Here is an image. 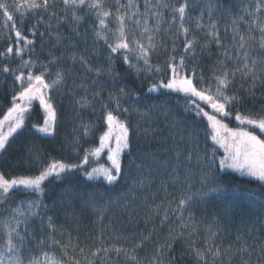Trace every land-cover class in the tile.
Listing matches in <instances>:
<instances>
[{
    "label": "trees",
    "instance_id": "obj_1",
    "mask_svg": "<svg viewBox=\"0 0 264 264\" xmlns=\"http://www.w3.org/2000/svg\"><path fill=\"white\" fill-rule=\"evenodd\" d=\"M136 2L143 12L144 0ZM164 2L176 6L183 0ZM106 3L114 5L115 0H106ZM188 3L185 27L190 29L189 38L195 37L197 41L196 55L189 68L195 67L198 74L202 72L207 84H211L213 72L218 71L217 64L223 61V49L206 39L208 25L210 21H215L223 44L231 48L236 43L231 39L232 21L248 5L249 0H188ZM111 10L115 12V7ZM55 11L64 13L60 0H57ZM86 11L81 14L84 15ZM161 11L164 15L155 39L157 45L162 47H158L150 60L154 66L164 69L171 55L175 54L179 59L184 54V38L175 34L179 23L171 24V10ZM202 13L204 30L196 28V21ZM88 19L91 21L93 17L89 16ZM259 19L264 22V15H260ZM35 23V19L29 18L21 26L22 30L27 34ZM149 24L155 27L154 20H150ZM110 27L115 29L114 20ZM91 29L92 24L89 22L74 30L69 19L58 29L53 22L51 36L35 37L32 58L38 65L47 64L53 57L59 58L58 63L49 65L52 76L48 79L53 78L56 71L66 75L64 87L53 94L58 113L57 131L54 137L35 132L32 125L42 123V119L37 120L38 115L42 117V110L34 103L31 115L26 119L25 129L14 134V139L10 138L11 147L7 155L0 157V172L6 173L7 178L35 176L39 174L42 164L54 159L80 163L72 145L77 138L81 149L98 143L99 135L106 130L101 127L99 119L102 115L100 101L108 103L109 96L118 95L119 89L124 87L129 96L123 99L122 106L130 109L127 119L132 127L131 149L122 156V177L116 184H100L99 187L94 186L99 182L85 181L82 175L64 178L63 182L50 177L51 182L45 181V191L40 197L30 192H14L7 204L0 206V245L6 240L4 222L14 224L13 209L19 207L25 213L16 217L24 221L20 226L21 234L27 229L22 253L24 264H29L32 259L39 264H51L52 259L59 264H153L154 258L161 264H169L172 256L182 257L175 264H204L197 259L194 249L207 253V264H264V206L244 203L239 207H225L223 201L209 199L196 201L183 212L173 211L182 196L195 193L203 187L200 183L203 165L198 163V159L206 152L210 153L211 141L205 133L206 118L201 120L196 117L194 120L193 112L185 111L183 94L161 96L159 93H148V87L161 79L163 73L145 71L142 62L138 64L141 71L137 73L123 64L120 54H116L111 61L114 72L110 73L109 50L103 41H95ZM138 31L129 27V32ZM39 32H45L43 25L39 27ZM239 32L245 33V26L242 25ZM8 34L9 29L4 26V18L0 16V51L9 43L14 44V41L6 39ZM57 34L60 36L59 41L56 39ZM252 36L258 41L259 31L253 29ZM29 38L33 37L29 35ZM173 42L175 53L172 51ZM249 51L252 58L264 59V53H260L259 57L257 55L258 44ZM74 53L77 56L83 54L93 69H102L101 75L97 77L95 71H87L78 60L74 62L71 59ZM129 55L132 63L137 64L134 54ZM234 57L235 50L233 59L227 61L230 71L237 66ZM7 62L15 68L20 60L9 57ZM11 85V77L0 76V118L11 106ZM252 88L251 80L242 79L239 73L236 75L227 95L237 94L244 103L233 110L232 116L224 119L228 124H236V111L242 114L250 112L253 116L264 115L260 112L264 106V83L255 84L254 96L249 92ZM97 92L100 95L90 106L81 107L76 103L85 95L92 100L93 93ZM134 94H139L143 99L137 103ZM205 110L211 113L210 108ZM82 125L95 127L85 137ZM189 154L191 160L187 159ZM80 155H83L82 151ZM109 163L106 154H102L98 160H90L85 167L90 170L91 167L108 166ZM223 179L229 188L257 190L259 185L252 178L230 170L223 174ZM37 199L42 203L32 210L36 215L28 214V204ZM165 209H168L169 219L162 225ZM181 220L188 225L186 228ZM182 230L184 235L173 240ZM150 234V239L144 241ZM142 241L143 245L137 247ZM166 241H172L173 252L169 253L164 247V254L157 256V248L165 245ZM97 249L102 251L93 256L92 253L97 252ZM209 249L212 251L209 252ZM45 254L50 258L49 261H45Z\"/></svg>",
    "mask_w": 264,
    "mask_h": 264
},
{
    "label": "snow or ice",
    "instance_id": "obj_2",
    "mask_svg": "<svg viewBox=\"0 0 264 264\" xmlns=\"http://www.w3.org/2000/svg\"><path fill=\"white\" fill-rule=\"evenodd\" d=\"M60 2L64 7L63 14H58L55 11L57 0H0V16L4 18V26L9 29L6 39L14 41V44L9 43L3 51H0V65H2L0 66V76L12 78V92L9 101L11 106L8 107L3 119H0V157L7 155L14 134L25 129L26 119L29 118L33 109V101H38L39 108L42 109V117L37 116V120L42 119V123L32 125L35 132L45 137H54L57 131L58 113L53 94L58 93L64 87L67 82L66 75L62 71H56L54 77L48 79L52 76L49 65L58 63L59 58L53 57L47 64L38 65L37 61L32 58V54L35 52V37L38 35L42 37L46 34L51 36L53 22L58 29L70 19L74 30L78 29L81 24L91 22L95 41H103L109 50L108 71L110 73L114 72L111 61L116 54H120L123 64L134 69L137 73L141 71L138 64L142 62L145 71L156 74L163 73L161 79L148 87V93H159L161 96H170L173 93L183 94L186 100L185 111H192L194 120L196 117L201 120L206 118L205 133L207 139L211 141L210 153L206 152L203 157L198 159V163L203 165V175L200 181L203 187L195 193L182 196L173 211L183 212L196 201L209 199H219L225 203V207H239L244 203H258L264 206V115L253 116L250 112L242 114L236 111L234 118L239 122L240 127L231 128L224 122V118L232 116L233 110L238 106H243L244 103V100L237 94L227 95V91L238 73L242 79L251 80L253 88L249 92L252 96L255 95V84L264 83V59L252 58L249 51L250 48L258 44V57L260 53H264V22L259 19L260 15H264V0H249L248 5L242 8L237 17L233 19L231 39L236 43L231 48L223 44L217 23L210 21L206 39L223 49V61L217 64L218 71L213 72L211 84H207L202 72L198 74L195 67L189 68V64L193 63L196 55L197 41L195 37L189 38L190 29L185 27L186 14L189 9L188 0H183L176 6L169 5L164 0H144L143 12L136 0H115L114 5H107L106 0H60ZM113 7H115V12L111 10ZM85 9L87 11L82 15L81 13ZM161 9L171 10V24L176 25L177 21L179 23L175 34L177 37L183 36L184 38V54L180 55L179 59L175 54L171 55L164 69L154 66L150 60L151 55L158 50V47H162V45H157L155 39L160 31L164 15ZM211 14L210 9V18ZM89 16L93 17L91 21L88 19ZM202 16L203 13L201 18L196 21V28L200 30L205 28ZM29 18L35 19L36 23L28 29L26 34L21 26ZM113 20L116 24L115 29L110 27ZM150 20L155 21V27L150 26ZM41 25L45 27V32H39ZM242 25L246 28L245 33L239 32ZM129 27H134L139 31L129 32ZM253 29H257L260 33L258 41L252 36ZM29 35L33 38H29ZM56 39L60 40L58 34ZM233 50H235L234 58L237 66L230 71L227 61L233 59ZM172 51L173 53L176 51L175 42H173ZM129 54H134L137 64L132 63ZM25 56L28 58L25 59ZM9 57L19 58L20 63L15 68L11 67L7 62ZM71 59L74 62L78 60L87 71H95L97 77L102 73L100 68L93 69L83 54L77 56L74 53ZM206 84L207 86H205ZM81 87L84 85L81 84ZM99 95L98 92L93 93L92 100H89L87 95L82 96L76 103L81 107L90 106ZM128 96L129 92L121 87L118 95L109 96L108 103L100 101L102 115L99 119L101 127L106 130L99 135L98 143L90 148L81 149L79 138H77L72 148L79 157L80 163H65L62 160L54 159L42 164L39 174L35 176L7 178L6 173L0 172V206L6 205L8 198L16 191L30 192L37 197L42 196L45 191V181H49L50 177H55L63 182L64 178H75L76 175H82L85 181L99 182L94 185L96 187H99L100 184L118 183L123 174L122 156L131 149L132 126L127 119L130 109L122 106L123 99ZM134 98L137 103L143 99L139 94H134ZM205 108H210L211 113ZM260 112L264 113V106L261 107ZM5 125H7L6 130ZM93 127L95 126L82 125L83 135L87 137ZM81 151L83 152L82 156L80 155ZM102 154H106L107 161L110 162L108 166L99 165L91 167L90 170L85 167L89 165L90 160H98ZM187 159L191 160V154ZM37 161H39V157H37ZM208 169H212V171H208ZM229 170L259 182L258 189L229 188L223 179V174H227ZM190 188L191 185H189ZM92 198L94 199V196ZM41 203L42 201L39 199L29 203L28 214L36 215L32 210ZM22 215L25 213L16 207L13 209L15 223L4 222L6 240L3 245H0V264H24L22 253L27 238V229L24 230V234H21L20 226L24 221L16 219L17 216ZM168 219V209H165L161 224L166 223ZM189 219L191 220V217ZM181 223L184 228L188 226L182 220ZM183 235L184 231L182 230L173 237V240ZM150 237L151 234L145 237L144 241ZM144 241L137 247L142 246ZM164 247H167L169 253L174 250L172 241H166L165 245L157 248V256L164 254ZM80 251L84 250L80 249ZM100 251L102 250L97 249V252H93L92 255L95 256ZM117 251L119 252V250ZM208 251L211 252L212 249ZM194 252L198 260L207 264V253L201 252L199 249H194ZM218 252L217 249L216 254ZM124 254L128 255V253ZM132 258L135 260L134 255ZM49 259L45 254V261H49ZM177 259H182V257L172 256L169 264H175ZM29 264H39V262L32 259ZM51 264H59V262L52 259ZM153 264H161V262L154 258Z\"/></svg>",
    "mask_w": 264,
    "mask_h": 264
},
{
    "label": "rangeland",
    "instance_id": "obj_3",
    "mask_svg": "<svg viewBox=\"0 0 264 264\" xmlns=\"http://www.w3.org/2000/svg\"><path fill=\"white\" fill-rule=\"evenodd\" d=\"M34 103H37L38 105H39V103H38V101H33V104ZM42 110V109H41ZM7 112V111H6ZM4 116V115H3ZM3 116L0 118V119H3ZM219 118V117H218ZM225 119V118H224ZM224 122L225 123H227L225 120H224ZM228 124V123H227ZM228 126L229 127H231V128H236V127H240V125H239V122H237L236 121V124L233 126V125H230V124H228ZM6 128H7V125H5V130H6Z\"/></svg>",
    "mask_w": 264,
    "mask_h": 264
}]
</instances>
